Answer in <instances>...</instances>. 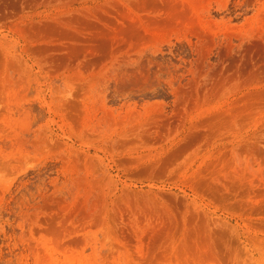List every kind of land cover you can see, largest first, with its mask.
<instances>
[{
	"label": "rangeland",
	"instance_id": "374dc122",
	"mask_svg": "<svg viewBox=\"0 0 264 264\" xmlns=\"http://www.w3.org/2000/svg\"><path fill=\"white\" fill-rule=\"evenodd\" d=\"M0 264H264V0H0Z\"/></svg>",
	"mask_w": 264,
	"mask_h": 264
}]
</instances>
